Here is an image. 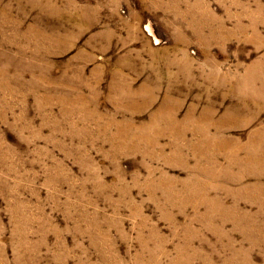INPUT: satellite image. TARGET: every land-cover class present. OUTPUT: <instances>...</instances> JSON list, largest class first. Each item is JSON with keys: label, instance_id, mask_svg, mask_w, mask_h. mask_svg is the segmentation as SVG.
Wrapping results in <instances>:
<instances>
[{"label": "rangeland", "instance_id": "rangeland-1", "mask_svg": "<svg viewBox=\"0 0 264 264\" xmlns=\"http://www.w3.org/2000/svg\"><path fill=\"white\" fill-rule=\"evenodd\" d=\"M263 89L264 0H0V264H264Z\"/></svg>", "mask_w": 264, "mask_h": 264}, {"label": "bare ground", "instance_id": "bare-ground-1", "mask_svg": "<svg viewBox=\"0 0 264 264\" xmlns=\"http://www.w3.org/2000/svg\"><path fill=\"white\" fill-rule=\"evenodd\" d=\"M155 68V67H154ZM188 70V69H187ZM251 72V71H250ZM254 72V71H253ZM253 74V73H252ZM251 75V74H250ZM257 75V74H256ZM260 76V75H259ZM249 77H251V76H249ZM254 78V77H253ZM257 79V78H256ZM256 79H254V80H256ZM252 80V79H251ZM262 80V79H261ZM258 82V81H257ZM260 82V81H259ZM262 84V83H261ZM247 85V84H246ZM250 85H251V83H250ZM242 87V86H241ZM262 87V86H261ZM248 89H249V87H248ZM255 90V89H254ZM253 90V91H254ZM257 91V90H256ZM255 93V92H254ZM256 94H264V89L263 90H261V92H258V93H256ZM252 95V94H251ZM263 97V96H262ZM254 98V97H253ZM259 99V98H258ZM253 101V100H252ZM255 101V100H254ZM257 105V104H256ZM162 114V113H161ZM178 114V113H177ZM170 115H171V112H170ZM174 115H176V114H174ZM158 117V116H157ZM168 117V116H167ZM169 117H171V116H169ZM191 117V116H190ZM161 118V117H160ZM176 117H174L173 119H175ZM187 118V117H186ZM165 119V118H164ZM163 119V120H164ZM167 119V118H166ZM165 119V120H166ZM170 120V119H169ZM199 120V119H198ZM155 121V120H154ZM159 121V120H158ZM162 121V120H161ZM168 121V120H167ZM264 164V163H263Z\"/></svg>", "mask_w": 264, "mask_h": 264}]
</instances>
